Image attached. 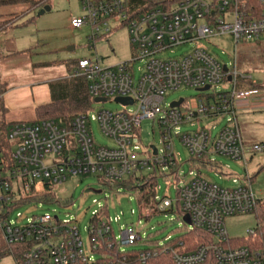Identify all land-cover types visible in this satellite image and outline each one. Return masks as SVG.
I'll return each instance as SVG.
<instances>
[{"label":"built area","instance_id":"obj_1","mask_svg":"<svg viewBox=\"0 0 264 264\" xmlns=\"http://www.w3.org/2000/svg\"><path fill=\"white\" fill-rule=\"evenodd\" d=\"M80 2L84 14L72 20L73 29L90 27V40L95 42L127 26L135 54L132 61L112 67H105L96 54L78 60L73 77L86 81L93 103L95 99L105 100L96 104L128 99L132 104L117 102L124 108L122 111L101 109L92 116L88 110L68 123L45 120L0 125V232L16 264H100L99 259L106 258L102 247L116 249V255L125 259L123 248H134L142 240L140 231L133 226L123 230L118 240L109 213L102 206L99 212H93L89 229L90 252L95 257L84 250L77 217L62 220L59 215L45 213L28 218L24 225L10 219L13 208L49 205L52 202L37 197L55 193L69 180L89 175L97 178L102 193L107 189L121 194L128 187L139 190L142 217L179 209L188 227L185 234H203L198 246L184 236L169 237L163 242L146 241L151 245L141 248L142 264L162 255L169 256L174 264H205L211 259L214 264H264V253L235 246L225 225L227 218L264 212V194H256L246 159L249 152L264 153V145L248 146L238 121L239 107L260 92L239 89L240 78H248L238 72L236 60L224 64L198 45L201 40L228 34L236 44L263 38L264 0H260L262 8L257 9H250L246 0H182L135 19L128 14L125 0ZM190 44L196 47L189 53L164 57ZM136 62L141 64L137 71L133 65ZM2 87L0 83V102L5 94ZM207 87L208 91L200 92ZM214 88L207 102H165L167 95L182 89L207 94ZM180 100L182 104L173 107ZM216 118L225 119L220 129L213 125L182 131L183 126L194 127ZM146 120L158 125L162 150L139 143L141 125ZM93 123L108 145L97 143ZM175 140L187 148L189 164L197 172L193 169L188 176H181L184 163L174 151ZM214 156L244 163L245 176L234 178L232 188L204 178L203 169L224 173L223 165ZM158 176L176 179V200L159 198L155 193L145 195Z\"/></svg>","mask_w":264,"mask_h":264},{"label":"rangeland","instance_id":"obj_2","mask_svg":"<svg viewBox=\"0 0 264 264\" xmlns=\"http://www.w3.org/2000/svg\"><path fill=\"white\" fill-rule=\"evenodd\" d=\"M45 7H50V11L41 14ZM83 14L80 0H49L46 6H39L32 10L26 5L0 7V20L12 21L11 26L2 32V38L9 39L6 51H32L27 57L15 55L12 58H0V75L4 76V74H7L12 78L7 81V89L24 85V83L29 81L68 77L66 66L59 64L60 62L89 59L95 57L93 56L95 54L103 59L105 67L132 61L135 50L131 45L127 26H120L114 29L110 35L93 42L90 40V27L79 29L71 27L72 20L83 16ZM198 45L206 48L224 64H229L236 60L238 72L243 77L248 78H240V84L249 81L257 84L260 95L264 97V37L258 41H241L236 44L232 35L228 34L201 40ZM195 47L196 44L178 47L173 49L172 53L170 51L167 52L164 57H180L189 53ZM72 48L73 50H71ZM9 59L13 60L7 62ZM28 62L43 65L32 70L31 67L27 66ZM54 63L57 64L51 67L50 64ZM133 65L135 71L141 66L139 62ZM2 88L5 89L4 86ZM221 89L222 87H219V90ZM215 90L214 88L207 94H202L192 89H182L167 95L165 102L168 105L179 99H185L186 105H194V102L196 103L199 100L207 102V97L213 94ZM33 93V103L28 101L29 98L24 97L21 98L20 102L15 103V110L13 108L12 110L9 109L10 117L14 121H34L36 108L48 102L46 93H37L36 91ZM101 109L116 112L122 111L124 108L121 104L115 102L114 99L104 104L93 103L90 109V116L95 115ZM238 120L241 125L242 135L248 146L256 143L264 145V110L252 109V111L238 115ZM224 123L225 119L220 118L205 120L194 127L183 126L182 131L183 133L192 132L202 127L210 128L213 125L220 129ZM92 129L98 144H109V141L100 133L96 123L92 124ZM139 143L144 147L155 146L160 150L163 149L161 131L152 120H146L142 123ZM174 151L179 154L182 163H184L181 168V176H188L193 169L196 171V168L191 167L189 164L190 154L187 148L179 140H175ZM213 158L223 165L224 173L216 174L215 171L203 169L204 178L223 187L232 188L235 186L232 181L234 178L242 179L245 176L244 163L235 162L220 156H214ZM246 159L248 162L247 169L251 178L253 177V188L259 196L264 191V153L249 152L246 154ZM146 173L148 174L150 171ZM176 185L177 181L174 177L163 179L158 176L157 180L152 181V187L145 191V195L150 196L155 193L159 198H169L174 201L178 198V193L175 189ZM88 187L99 189L96 177L89 175L69 180L65 185L54 190L58 198L71 200L68 205L52 202L49 205L43 204L42 207L37 204H30L13 208L10 219L17 224L24 225L28 218L45 213L59 215L62 220L77 217L84 250L87 254L94 257L96 255L90 252L89 229L93 219V212H99L101 206L108 211L118 240L122 231L131 226L140 231L142 240L134 245V248L149 247L151 244L146 241L163 242L169 237L175 239L184 235L188 230L181 218L179 209L174 208L166 213L154 214L150 218L142 217L141 207L138 202L139 194H141L139 190L128 187L123 189L120 192L121 194H117L106 189L104 193L96 195L86 194L85 191ZM154 188H156L155 191ZM20 215L22 216L21 219L19 218ZM117 218L119 220L115 221ZM225 225L230 238L248 239L251 231L255 230L259 225L264 226V212L259 211L257 214L230 217L225 220ZM0 245H5L1 233ZM123 250L128 251V248L125 247ZM0 264H16V262L14 257L8 254L0 259Z\"/></svg>","mask_w":264,"mask_h":264},{"label":"trees","instance_id":"obj_3","mask_svg":"<svg viewBox=\"0 0 264 264\" xmlns=\"http://www.w3.org/2000/svg\"><path fill=\"white\" fill-rule=\"evenodd\" d=\"M182 0H125L126 10L132 19H135L146 12L153 10L157 7L170 8L173 5L181 2ZM250 9L262 8L260 0H246ZM49 0H0V7L26 5L32 10L39 6H46ZM12 24V21L0 20V33L8 29ZM64 65L68 71V77L59 79L49 83V90L51 100L45 105L38 106L36 108V120L35 122L45 120H56L60 122H69L76 115L86 112L91 109L93 100L89 95L86 81L83 78L73 77L77 69V61L70 60L64 62ZM239 89L252 90L259 89V86L253 82H247L239 84ZM6 109L3 101L0 102V125L5 126ZM141 190V192H143ZM37 199L46 202H56L61 205L70 203V199L58 198L55 193L46 194ZM1 233V232H0ZM185 240L195 243L203 241V234L201 232H193L190 234H184ZM235 246H248L255 251L264 253V226L259 225L254 230V235H250L248 239L236 238L233 239ZM141 249L131 248L126 251V258L116 255V249H111L109 246H104L101 249V253L106 258H100V264H142L139 260V253ZM8 247L0 245V259L8 255ZM145 264H174L169 256L162 255L153 258ZM205 264H214L209 260Z\"/></svg>","mask_w":264,"mask_h":264},{"label":"crops","instance_id":"obj_4","mask_svg":"<svg viewBox=\"0 0 264 264\" xmlns=\"http://www.w3.org/2000/svg\"><path fill=\"white\" fill-rule=\"evenodd\" d=\"M2 32H4V31H2ZM2 32L0 33V54H1L0 58L1 57H11L12 58L15 55H17V56L18 55H23L24 57H27V56H29L32 53L31 50L26 51V52H15L13 50L6 51L7 50L6 47H7V43L9 41V39H6V38L3 39L2 38ZM10 60H13V59H9L7 62H9ZM28 63L29 64L27 66L31 67L32 70H33V68H39V67H41L43 65V64H32L31 62H28ZM56 64L57 63L50 64V66L54 67V65H56ZM59 64H63L64 65V62H60ZM34 77H35V75H34ZM63 78H65V76L62 77V78L56 77L55 79H52V80L29 81V82L24 83V85L22 84L21 86H15V87L13 86L12 88L7 89V87H8L7 86L8 85L7 81L11 80L12 78L9 77L7 74H4V76L0 75V81H1L0 83L5 88L4 89L5 90V94H4V98H3V104H4V107H5L6 111H7L6 115H5V121L7 123L19 122V121H14L13 118L10 117L9 109L12 110V108H13L15 110V103L16 102H20V100H22L21 98H24V97H27V99L29 98L28 101L32 102L33 97H34V93H33L34 91H36L37 93H39V92L40 93H46L47 94L46 97L48 99L47 103H49L50 100H51L50 90H49V83L53 82V81H56V80H59V79H63ZM26 100H24V101L27 102ZM47 103H45V104H47ZM251 108L253 110H264V97L262 95H259V96L255 97V98H253L247 104H244V105L240 106L239 109H238V115H242V114L246 113L247 111H252ZM35 120H36V118H35ZM34 121H32V122H34ZM23 122H28V121L24 120ZM240 128H241V125H240ZM243 139H244V137H243ZM251 180H253V177L251 178ZM263 194H264V191H262L259 194V196H262Z\"/></svg>","mask_w":264,"mask_h":264},{"label":"water","instance_id":"obj_5","mask_svg":"<svg viewBox=\"0 0 264 264\" xmlns=\"http://www.w3.org/2000/svg\"><path fill=\"white\" fill-rule=\"evenodd\" d=\"M47 11H50V7H45L42 10L41 14H44ZM71 50H73V48ZM224 70L226 71V67L224 68ZM229 80H231V78ZM208 90H209V87H207V88H205L203 90H200V92H204V91H208ZM100 102H105V100L104 99H95V103H100ZM116 102H121V103H124V104H132V102L130 100H128V99H116ZM182 102H183V100H180V102H177L176 104H173V107L174 106H180L182 104ZM85 193L86 194H96V195H100L102 193V191L101 190H95L93 188H90V189H87L85 191ZM185 221L187 223H190V220H189L188 217L185 218Z\"/></svg>","mask_w":264,"mask_h":264}]
</instances>
